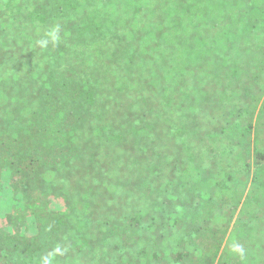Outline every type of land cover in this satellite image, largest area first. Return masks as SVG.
Here are the masks:
<instances>
[{
	"label": "trees",
	"instance_id": "16d2710c",
	"mask_svg": "<svg viewBox=\"0 0 264 264\" xmlns=\"http://www.w3.org/2000/svg\"><path fill=\"white\" fill-rule=\"evenodd\" d=\"M63 5L89 24L72 39L39 0H0V184L36 228L0 239V264L45 247L66 264H215L247 185L264 213V0ZM254 230L234 233L264 252Z\"/></svg>",
	"mask_w": 264,
	"mask_h": 264
},
{
	"label": "rangeland",
	"instance_id": "374dc122",
	"mask_svg": "<svg viewBox=\"0 0 264 264\" xmlns=\"http://www.w3.org/2000/svg\"><path fill=\"white\" fill-rule=\"evenodd\" d=\"M30 1L33 5L34 0ZM64 1L65 0H39V5L43 11L50 13L54 18L53 21L49 22L50 28H54L56 24H65L74 27V30H71L69 37L72 39L76 36V33L80 30L81 27L89 24L87 19H84V16L74 17L73 19L70 18V20L67 19L65 15V8L63 5ZM126 1L129 2V0ZM117 3L121 2L118 1ZM126 6L127 5H123V8ZM108 10L111 11L112 8H108ZM56 14L57 17L55 16ZM0 51L2 54V50ZM28 54L29 51L24 52L21 55L20 59H28L31 63L35 61L33 58H28ZM9 104H0V112ZM19 105L20 104H16L15 106ZM28 113H31V111H29ZM82 139L84 140V142H86V134L82 137ZM8 175V172H5V174L3 175L2 184H0V239H4V242H10L9 236L20 238L23 235H32L36 233V228L33 225L32 218L30 217V209H28L25 205L26 200L24 198V195H22L18 189L15 190L12 188ZM249 189L250 185H247V188L236 210H232L226 207L224 208L228 209V215L231 216L232 219L223 239L221 250L222 254L218 257L215 264H238L235 262V258H242V260H244L245 258L247 259L248 264H250L251 262L252 264H264V252L262 250L253 251L255 245H253V247L251 246L248 240L249 236L239 238L234 233V231L238 232V230L242 229L245 230V234L247 235V230L255 227V230L252 232V234L256 235L258 233V235H263L264 213L258 211L257 206H251V200L248 196V193L250 191ZM48 202L49 204H47ZM64 204V201H61L59 197H54L52 198V200L47 199V202L43 203V207L47 209L46 205H48L53 211L58 212L64 209ZM256 219H258L259 221H257ZM232 233L235 234V239H230ZM43 234L46 239H49V243L46 244V246L57 239V236L55 235L56 233L52 231H44ZM262 246L264 249V244ZM226 251L232 252L235 258H228L227 253H225ZM56 254L58 253L51 252L49 251V247H45V249L40 252V255L37 257L36 264H66L68 262V259H66V256H68V252H63L62 254L59 253V255ZM74 259V264H93L91 262L92 259L89 256L86 257L80 255L76 256ZM10 261L11 263L9 262V264H33L32 261H29L28 255L26 253L23 254L22 252L14 257V261H12L11 259Z\"/></svg>",
	"mask_w": 264,
	"mask_h": 264
}]
</instances>
